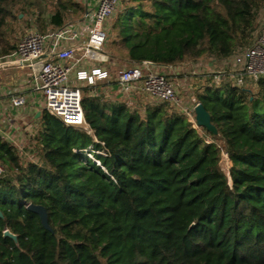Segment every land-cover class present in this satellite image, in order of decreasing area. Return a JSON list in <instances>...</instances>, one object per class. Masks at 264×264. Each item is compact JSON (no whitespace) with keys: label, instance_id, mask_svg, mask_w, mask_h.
<instances>
[{"label":"trees","instance_id":"obj_1","mask_svg":"<svg viewBox=\"0 0 264 264\" xmlns=\"http://www.w3.org/2000/svg\"><path fill=\"white\" fill-rule=\"evenodd\" d=\"M19 1L0 0V59L16 48L1 37ZM56 6L49 22L62 28L78 6ZM260 10L264 0H118L107 59H227L253 43ZM250 86L221 81L196 94L216 134L157 101L141 118L123 95L111 98V82L81 87L83 126L41 112L37 161L0 139V264H264V78ZM89 147L104 154L92 153L99 165ZM29 205L45 209L50 231Z\"/></svg>","mask_w":264,"mask_h":264},{"label":"built area","instance_id":"obj_2","mask_svg":"<svg viewBox=\"0 0 264 264\" xmlns=\"http://www.w3.org/2000/svg\"><path fill=\"white\" fill-rule=\"evenodd\" d=\"M117 6L118 0H97L92 13L86 11L85 18L87 17L89 21L85 31L87 35L78 48L67 44L66 41L78 37V33L68 29L47 34L29 32L19 40L9 62L0 59V68L7 63L22 65L24 61L30 62L46 54L47 58L39 62V70L33 77L34 90L40 94L43 101V111L58 118L64 125L83 126L82 92L77 84L83 83L84 87L92 88L110 84V74L107 70L100 67L87 70L83 67L87 60L93 59L95 54L101 51L107 38L106 23ZM222 61L224 69L213 77L216 81L224 79L223 81L231 82L234 86L244 87L247 83L254 84L258 79L264 78V33L258 35L250 46L240 49ZM155 66L158 65L143 62L118 70L115 78L118 92L127 98L135 93L148 100L164 103L182 114L200 134V127L195 121V108L199 102L195 97L188 98V101L181 99L177 79L154 71ZM71 76L75 78L74 84L70 83ZM142 101L135 110L130 102L127 103V107L131 112L135 111L144 118L145 109L142 107ZM10 104L15 108L22 107L25 99L13 95ZM15 148L18 151L22 150L19 145H15ZM84 153L97 165L99 162L94 159L92 153L104 155L92 147L84 150ZM222 157L227 159L224 152ZM3 173L4 169L0 165V175Z\"/></svg>","mask_w":264,"mask_h":264},{"label":"rangeland","instance_id":"obj_3","mask_svg":"<svg viewBox=\"0 0 264 264\" xmlns=\"http://www.w3.org/2000/svg\"><path fill=\"white\" fill-rule=\"evenodd\" d=\"M73 3L78 6L74 8L71 6L66 12L63 13V27L56 28L49 21L51 15L55 12L56 0H20L11 10L12 14L17 17V19H10L3 31V36L1 37V43L6 44L8 47L15 48L19 40L29 32H42V33H59L63 30L68 29L71 24H78L80 31H83L81 28V20L85 12L86 2H91V0H72ZM263 10H260L256 16V29L254 32V39L264 33V14ZM109 21V20H108ZM43 28V29H42ZM69 30V29H68ZM106 45V44H105ZM103 46L101 51L95 54V57L91 60H87L88 63H91L95 66H104L110 74V83L115 82L116 73L120 69L129 68L130 65L118 59H107L109 51L106 46ZM104 54V55H103ZM107 56V57H106ZM199 64V65H198ZM182 69L179 70V74L176 75L178 78V92L181 99L196 97V94L207 84L218 83L221 81H216L213 78L218 72L224 69L223 61L211 56H203L198 59L188 60L183 63L178 64ZM214 79V80H213ZM224 80V79H223ZM222 80V82H223ZM75 81L72 80L71 83ZM226 82V80L224 81ZM80 87H84L85 84H77ZM110 87H113L112 85ZM251 90L255 91L253 86H250V83H247L246 86ZM104 90H109L107 88H101L100 91L105 92ZM109 95L111 98H117L121 93H118L117 90L111 89ZM115 91V92H114ZM140 95L135 93L131 94L130 97L123 96L122 99L126 103H132L134 110L140 106L141 100L142 107L147 105L154 100H148L143 98ZM142 113V112H141ZM143 117V113L141 114ZM200 135L203 136V132L199 129ZM30 138V137H29ZM208 142L210 141L206 138ZM22 148L21 151H18L19 156L22 158V161H37L36 150L33 147V142L31 139L29 142L20 144ZM28 147V148H27ZM221 170L226 176H228V168L230 164H227V160L224 157H221L219 162Z\"/></svg>","mask_w":264,"mask_h":264},{"label":"crops","instance_id":"obj_4","mask_svg":"<svg viewBox=\"0 0 264 264\" xmlns=\"http://www.w3.org/2000/svg\"><path fill=\"white\" fill-rule=\"evenodd\" d=\"M86 3L85 12L80 22L83 31L77 29L79 28L78 24H71L68 28L70 31L78 33L77 38L66 41L67 44L75 48H78L80 43L86 38L87 33L85 31L89 21L87 17L85 18V13L86 11L92 13L97 0H91V2ZM11 54L5 56L2 60L9 62ZM92 67L98 66L87 61L84 63L83 68L88 70ZM180 69L182 68L177 65L155 66L153 68L154 71L173 76L177 80L176 75L179 74ZM38 70L39 63L29 66L7 63V65L0 68V139L14 148L15 145L20 146V144L29 142L30 139L33 140L38 131V118L43 111V101L40 94L34 90L33 84V77ZM72 80H75L74 76H71L70 83ZM13 95L24 97L25 104L22 107H13L10 104V98Z\"/></svg>","mask_w":264,"mask_h":264},{"label":"water","instance_id":"obj_5","mask_svg":"<svg viewBox=\"0 0 264 264\" xmlns=\"http://www.w3.org/2000/svg\"><path fill=\"white\" fill-rule=\"evenodd\" d=\"M46 58H47V55L46 54H43L40 57H38L37 59H34V60L30 61V62L29 61L22 62V65L29 66V65L38 64L39 62L45 60ZM195 121H196V124L199 127L204 128L205 130H207L208 132H210L212 134H216L215 128L210 123L209 115L207 114V112L204 110L203 106L200 103L195 108ZM27 209L29 211L37 214L38 217H39V220H40V223H41L42 227L45 230L50 231V228H49V226L47 224L46 211H45V209L43 207L38 206V205H29L27 207ZM3 237H8L15 244L17 243L16 236L13 235V234H11L8 230H5L3 232Z\"/></svg>","mask_w":264,"mask_h":264}]
</instances>
